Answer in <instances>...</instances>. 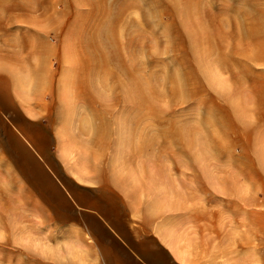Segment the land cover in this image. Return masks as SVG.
Returning <instances> with one entry per match:
<instances>
[{"label": "rangeland", "instance_id": "obj_1", "mask_svg": "<svg viewBox=\"0 0 264 264\" xmlns=\"http://www.w3.org/2000/svg\"><path fill=\"white\" fill-rule=\"evenodd\" d=\"M257 12L0 0V264H101L77 195L125 206L179 264H264Z\"/></svg>", "mask_w": 264, "mask_h": 264}, {"label": "crops", "instance_id": "obj_2", "mask_svg": "<svg viewBox=\"0 0 264 264\" xmlns=\"http://www.w3.org/2000/svg\"><path fill=\"white\" fill-rule=\"evenodd\" d=\"M71 200L77 209L83 211L78 216V229L97 249L101 264H179L154 239L134 238L132 216L126 215L125 206L120 213L108 196L100 198V205L96 198L86 200L80 195L71 197ZM111 206L112 214L108 211Z\"/></svg>", "mask_w": 264, "mask_h": 264}, {"label": "bare ground", "instance_id": "obj_3", "mask_svg": "<svg viewBox=\"0 0 264 264\" xmlns=\"http://www.w3.org/2000/svg\"><path fill=\"white\" fill-rule=\"evenodd\" d=\"M104 4V3H103ZM53 6V5H52ZM228 9H229V7H228ZM222 9H220V11H221ZM226 11H228V10H226ZM233 12V11H232ZM225 13V12H224ZM218 14V13H217ZM220 15H222V14H219V16ZM227 15V14H226ZM213 18V17H212ZM212 20V19H211ZM253 21H254V23H260L261 21H264V13H262V12H257V15L253 18ZM262 26H264V25H262ZM261 28V27H260ZM262 29V28H261ZM258 30V29H257ZM100 31V30H99ZM257 32V31H256ZM255 32V33H256ZM255 33H254V35H255ZM258 34V33H257ZM209 50V49H208ZM234 50V49H233ZM237 50V49H236ZM214 52V51H213ZM238 52H240V51H238ZM252 52H255V51H251V53ZM210 54V53H209ZM233 54H235V53H233ZM241 54H244V53H241ZM246 54V53H245ZM255 54V53H254ZM254 54H251V55H249V53H247V55H248V57L249 56H251L250 58V60H257V59H259V58H256L255 56H254ZM212 55V54H211ZM223 55H224V53H223ZM243 56V55H242ZM245 56V55H244ZM256 56H258L257 54H256ZM245 58H246V56H245ZM255 58V59H254ZM260 59H262V58H260ZM233 79H234V77H233ZM140 84V83H139ZM137 84H135V86H136ZM141 87V86H140ZM130 88V87H129ZM137 88H138V86H137ZM141 89V88H140ZM138 92V91H137ZM139 92H140V90H139ZM134 93V92H133ZM144 96V95H143ZM138 97H139V95H138ZM138 97H136V98H138ZM144 98V97H143ZM139 100V99H138ZM143 100V99H142Z\"/></svg>", "mask_w": 264, "mask_h": 264}]
</instances>
